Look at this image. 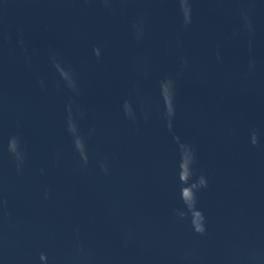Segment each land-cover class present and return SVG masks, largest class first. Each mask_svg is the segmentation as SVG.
<instances>
[{
  "label": "water",
  "instance_id": "95a60500",
  "mask_svg": "<svg viewBox=\"0 0 264 264\" xmlns=\"http://www.w3.org/2000/svg\"><path fill=\"white\" fill-rule=\"evenodd\" d=\"M0 264H264V0H0Z\"/></svg>",
  "mask_w": 264,
  "mask_h": 264
}]
</instances>
